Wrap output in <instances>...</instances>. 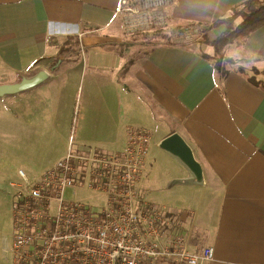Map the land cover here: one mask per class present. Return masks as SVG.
<instances>
[{
  "label": "crops",
  "instance_id": "obj_1",
  "mask_svg": "<svg viewBox=\"0 0 264 264\" xmlns=\"http://www.w3.org/2000/svg\"><path fill=\"white\" fill-rule=\"evenodd\" d=\"M119 1L0 0V85L46 73L32 87L0 95V134L22 150H38L30 156L42 167L28 159L29 176L64 156L70 141L77 149L115 152L129 126L145 127L152 138L141 190L170 209L189 248L212 246L204 264H264V89L247 77L254 68L264 80V25L226 46L234 64L220 77L199 44L143 47L125 38ZM242 1L170 0L165 14L181 25L211 23ZM68 35H77L81 53L49 70ZM172 133L191 149L200 177L160 148ZM163 174L167 196L160 193ZM9 242L3 238L5 254Z\"/></svg>",
  "mask_w": 264,
  "mask_h": 264
},
{
  "label": "built area",
  "instance_id": "obj_2",
  "mask_svg": "<svg viewBox=\"0 0 264 264\" xmlns=\"http://www.w3.org/2000/svg\"><path fill=\"white\" fill-rule=\"evenodd\" d=\"M170 0H120L127 26L150 31L166 20ZM153 26V27H152ZM151 132L129 126L123 149L73 148L39 176L18 170L11 182V264H204L213 248H189L188 236L170 221V209L141 190ZM67 188L103 196L97 204L64 197ZM159 261V262H158Z\"/></svg>",
  "mask_w": 264,
  "mask_h": 264
},
{
  "label": "trees",
  "instance_id": "obj_3",
  "mask_svg": "<svg viewBox=\"0 0 264 264\" xmlns=\"http://www.w3.org/2000/svg\"><path fill=\"white\" fill-rule=\"evenodd\" d=\"M230 15H226L214 20L211 23L205 22H190L178 26L175 31L176 35L181 37H188L196 27L201 28L202 31L197 37L192 40H178L171 41L169 36H166L161 28H155L149 33H144L146 43H165L169 45L184 46L191 41H197L200 46H210L211 53L203 51L201 47V56L208 60L213 66L215 73L220 77H224L229 73V68L234 64V60L227 57L223 52L224 48L237 40L242 42L247 36L264 25V0H243L241 3L235 5ZM223 27L222 31L216 36H211L209 31L214 28ZM84 32V30H81ZM162 38V41H158ZM82 51V47L77 35H68L58 47V55L49 65V70L55 71L59 68L63 61L77 57ZM238 72L245 73L242 67H236ZM253 74L257 71L253 68ZM247 76L254 84L264 89V80H257L255 75Z\"/></svg>",
  "mask_w": 264,
  "mask_h": 264
},
{
  "label": "rangeland",
  "instance_id": "obj_4",
  "mask_svg": "<svg viewBox=\"0 0 264 264\" xmlns=\"http://www.w3.org/2000/svg\"><path fill=\"white\" fill-rule=\"evenodd\" d=\"M231 12L232 10L229 12L228 15H230ZM180 25L181 24H176L175 22H170L169 19L166 18L163 25L159 27L162 30H164L163 33L166 36H169V39L173 42L178 41V40H185V41L192 40L193 38L197 37V35H199L202 32L200 30L201 28L196 27L197 29H194L188 37H181L179 35H176V31H175V29ZM127 26H129V28H131L132 31H129L127 29L122 19V28L124 30L125 38H128L130 39V41H134L139 45H143V47H147V46H151L155 44L153 42L146 43L144 39L147 40V38L144 37L143 35L144 33H149V32H147L146 30H142L140 27H133L132 21L128 20ZM222 29L224 28L223 27L214 28L210 30L209 33L213 37L215 35H218ZM162 40H163L162 38H158V41H162ZM191 43L194 45L198 44L197 41H191ZM202 46H203V50H207L209 48L205 45H202ZM202 46H200L199 44V47H202ZM225 48L223 50L224 53L226 51ZM225 55L227 56V52L225 53ZM248 74H250V72ZM80 98H81V91H79V93L76 96V105H75L73 114L71 116L70 127L73 129V131H74L75 124L79 120L80 113H81ZM107 108H109V106ZM1 112L2 111H0V114ZM85 124L86 123L84 122L83 126H85ZM34 150L35 152L31 151L29 148L22 150V148L20 147V142L18 143L16 142V140L13 141L12 139L6 138L2 134H0V264H11L9 261L10 254L7 252L5 254L2 250L3 249V238H6L8 241H10L9 242V246H10L12 232H13L12 207H13V194L15 191V187L12 186L11 182L16 181V179L19 180V178H16V173L19 168L23 170L25 174H28L26 172L27 168L25 167V163L28 162V159L30 161L35 162V165H37L38 167H42L40 162L36 160H32L30 156V155L39 154L37 152L38 151L37 149L34 148ZM40 174L38 175L29 174V176H39ZM167 179L168 178L165 174L161 176L160 193L165 196L168 195L164 191L165 190L164 188L168 181ZM64 197L65 199H68V200H81L89 204H97L103 199V196L101 194L95 193L86 188H82V189L67 188L64 192ZM9 246H8V249H9Z\"/></svg>",
  "mask_w": 264,
  "mask_h": 264
},
{
  "label": "water",
  "instance_id": "obj_5",
  "mask_svg": "<svg viewBox=\"0 0 264 264\" xmlns=\"http://www.w3.org/2000/svg\"><path fill=\"white\" fill-rule=\"evenodd\" d=\"M45 76L46 73L44 70H42L32 78H23L17 83L0 85V95L18 92L32 87L41 82ZM159 146L161 149L177 156L193 172L195 176L200 177V165L194 159L191 149L179 134L172 133L166 136L160 141Z\"/></svg>",
  "mask_w": 264,
  "mask_h": 264
}]
</instances>
